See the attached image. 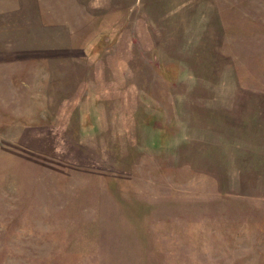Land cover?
Wrapping results in <instances>:
<instances>
[{"label":"rangeland","instance_id":"obj_1","mask_svg":"<svg viewBox=\"0 0 264 264\" xmlns=\"http://www.w3.org/2000/svg\"><path fill=\"white\" fill-rule=\"evenodd\" d=\"M0 264H264V0H0Z\"/></svg>","mask_w":264,"mask_h":264}]
</instances>
